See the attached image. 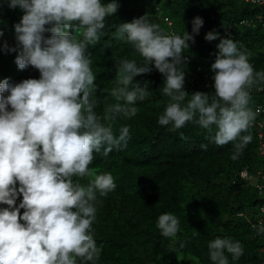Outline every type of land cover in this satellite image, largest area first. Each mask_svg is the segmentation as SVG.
<instances>
[{
  "label": "clouds",
  "instance_id": "1",
  "mask_svg": "<svg viewBox=\"0 0 264 264\" xmlns=\"http://www.w3.org/2000/svg\"><path fill=\"white\" fill-rule=\"evenodd\" d=\"M9 7L21 9L24 15L14 25L20 50L10 62L18 72L10 78L1 73L7 65L0 63V264H95L99 260L102 246H97L92 230L95 206H99L100 196L116 188L112 174L99 170L109 161L106 156L113 148L127 145L129 127L122 126L117 136L113 124L121 113L137 114L136 101L143 100L149 91L133 80L150 73L152 67L164 76L162 91L170 98L158 117L159 125L180 129L195 119L209 132L215 126L212 138L216 145L239 138L233 160L253 139L251 134L241 133L249 126L263 127V116L249 107V89L262 81L254 87L257 92L264 82V71L254 72L248 54L239 51L230 36L236 27H249L241 24L244 20L221 31L218 53L210 59L215 60L211 65L215 94L195 92L191 96L183 90V65L188 60L183 53L189 42L194 43L203 20L194 18L192 34L184 31L182 35L174 33L168 17L161 19L165 32L147 15L120 25L119 38L135 48L143 65L127 58L118 60L117 87L111 90L116 103L100 117L94 110L99 103L96 74L86 48L104 34V21L118 5H103L101 0H9ZM258 16L250 20L261 25ZM217 39L215 31L205 36L207 41ZM263 47L264 43L262 51ZM37 70L40 78L32 79L30 73ZM256 114L261 120H254ZM257 139V153L264 161L261 131ZM263 172L264 165L255 174L243 169L237 177L256 191V214L250 226L257 235H264V229L258 227L264 219ZM179 225L171 213L158 217L157 227L166 238L175 237ZM208 248L214 264H229L225 251L234 260L243 254L242 245L230 238H216Z\"/></svg>",
  "mask_w": 264,
  "mask_h": 264
},
{
  "label": "trees",
  "instance_id": "2",
  "mask_svg": "<svg viewBox=\"0 0 264 264\" xmlns=\"http://www.w3.org/2000/svg\"><path fill=\"white\" fill-rule=\"evenodd\" d=\"M112 2L118 5L117 11L106 17L100 39L86 48L96 74L95 95L99 103L94 110L100 117L109 105L116 103L111 90L117 87L118 60L127 58L143 65V57L119 38L120 25L147 15L165 32L167 27L161 19L168 17L174 33L182 35L184 31L192 34L193 19L201 18L204 23L199 34L183 53L188 59L183 65V90L191 96L195 92L215 94L211 70L215 60L210 59L218 53L221 31L257 15L262 16L264 23V7L243 0H101L103 5ZM23 15L21 9L9 7V0H0V63L7 65L1 73L10 78L18 72L10 62L20 50L14 25ZM210 31L218 33L219 39L205 40ZM73 34L82 39L81 33L74 30ZM48 35L45 33L46 38ZM230 36L238 43V50L248 54L254 72L264 71L262 26L257 21L253 27L239 26ZM5 45L15 51H7ZM30 76L39 79L40 73L32 71ZM261 82L249 89L253 112L259 105L264 107V96L254 88ZM133 83L146 87L149 94L136 101L135 116L121 113L113 124L117 136L122 126H128L130 139L126 146L113 148L106 156L109 161L99 170L112 174L116 188L105 197L97 193L101 199L95 206L92 230L102 253L95 264H214L208 245L216 238H230L242 245L243 254L238 259L225 251L229 264H260L264 260V235L254 234L257 230L252 231L250 226L256 214L257 194L237 177L243 169L255 174L264 165L257 153L258 132L264 138V124L261 129L249 126L247 132L241 133L251 134L253 139L233 160L239 138L218 146L212 138L215 126L209 132L195 119L180 129L172 124L159 125L158 117L170 98L162 91L164 76L154 67L150 73L134 77ZM261 118L256 114L254 120ZM164 213H171L180 221V231L173 238L164 237L157 227L158 217Z\"/></svg>",
  "mask_w": 264,
  "mask_h": 264
},
{
  "label": "built area",
  "instance_id": "3",
  "mask_svg": "<svg viewBox=\"0 0 264 264\" xmlns=\"http://www.w3.org/2000/svg\"><path fill=\"white\" fill-rule=\"evenodd\" d=\"M245 1L246 2H250L253 5L264 6V0H245ZM257 20H258V22H261V16H258L257 17ZM241 24H244V25H247V26H254V23H253L252 20H244V21L241 22ZM261 26L264 29V23H261ZM263 51H264V47H263ZM257 92H261V93L264 94V82H263V84H261L260 86L257 87ZM256 112L258 114H261L263 116V120L262 121H264V107H262L260 105L257 106L256 107ZM257 126L258 127H261L262 126V123L261 122H258L257 123ZM260 151H261V154L264 156V145L263 144H261V146H260ZM262 211H263V216H264V208L262 209ZM258 227L260 228V230L261 229H264V219H262V220H260L258 222Z\"/></svg>",
  "mask_w": 264,
  "mask_h": 264
}]
</instances>
